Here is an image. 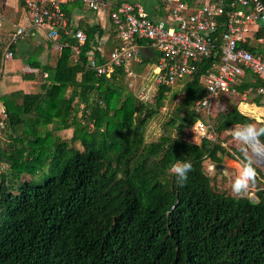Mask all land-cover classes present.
I'll return each instance as SVG.
<instances>
[{"label":"trees","instance_id":"trees-1","mask_svg":"<svg viewBox=\"0 0 264 264\" xmlns=\"http://www.w3.org/2000/svg\"><path fill=\"white\" fill-rule=\"evenodd\" d=\"M221 20L214 36L218 46L226 29ZM102 34L88 29L77 62L76 41L66 38L56 65L43 69L48 76L41 92L2 97L0 141L2 135L9 140L0 142V166L9 171L0 172V264H264V174L254 165L258 201L217 192L204 163L220 165L230 153L217 142L194 144L182 137L199 117L193 107L205 94L201 78L217 73L220 58L205 59L187 81L169 122L179 135L164 128L148 143L146 127L171 88L158 85L152 105L125 88L124 68L98 75L89 60L92 53L95 66L107 62L95 50ZM138 44L147 47L146 41ZM147 54L141 66L160 58L155 50ZM252 80L247 72L239 90ZM212 122L218 136L256 123L236 108ZM70 130V139L63 137ZM236 155L242 159L239 150ZM177 161L192 164L183 187L170 172ZM46 167L52 175L44 183L27 179Z\"/></svg>","mask_w":264,"mask_h":264},{"label":"built area","instance_id":"built-area-1","mask_svg":"<svg viewBox=\"0 0 264 264\" xmlns=\"http://www.w3.org/2000/svg\"><path fill=\"white\" fill-rule=\"evenodd\" d=\"M68 0H23L32 25L42 30L53 43L57 51L68 46L61 41V31L68 27L67 17L62 4ZM90 10L100 13L108 12L118 33L121 48L114 50L107 62L95 66L91 53L90 66L98 75L110 77L115 68H124L129 76H137L130 70L129 64L142 65L144 58L141 52L144 47L138 41H146L147 47L156 49L160 58L153 68L158 85L172 88L179 82L190 80L200 70L205 59L220 58L217 73L205 79V94L197 101L194 112L198 117L187 133L200 140L216 142L217 132L211 121L212 109L223 94H239L234 84L251 70L261 81H264V56L252 53L246 45L261 29H264V5L260 0H205L201 7L192 8L184 0H162L169 20L153 21L140 4L123 3L116 5L108 0H81ZM227 6L231 13L227 12ZM225 18V32L221 45L214 39L219 24ZM2 18L0 16V25ZM19 29L15 35L22 34ZM76 44L72 47L75 61L79 60L87 35L82 30L74 33ZM100 51V48H96ZM13 56L9 51L8 59ZM47 78L48 74L44 75ZM249 89L246 93H250ZM259 91L262 93L263 88ZM4 114V112H3ZM2 114V115H3ZM6 117V115H3ZM90 116L87 111L86 118ZM82 123L87 122L82 115ZM94 129V122H89ZM193 138L187 139L189 142ZM194 140V139H193Z\"/></svg>","mask_w":264,"mask_h":264},{"label":"crops","instance_id":"crops-1","mask_svg":"<svg viewBox=\"0 0 264 264\" xmlns=\"http://www.w3.org/2000/svg\"><path fill=\"white\" fill-rule=\"evenodd\" d=\"M108 1L116 5H121L126 2L140 4L153 21L169 20L162 0ZM193 1L194 0L190 2L192 8L201 7L204 4L201 0ZM62 9L68 21L67 29L61 31L62 42L66 38L74 39V33L77 30H82L87 35L88 29L99 28L103 34L100 38L97 37L96 48H100V51L106 59H108L107 56L109 53L116 50L118 46L121 47L119 39L114 36L116 30L108 12L96 13L88 9L81 0H68L62 4ZM0 16L2 18V24L0 25V117L4 118L3 115L6 114L3 102L1 101L2 97L20 91L25 94H37L41 92V86L45 82L42 79H45L44 75L47 74L43 69L46 66L53 67L56 65L60 51L55 49L53 43L42 30L32 25L31 19L23 4V0H0ZM19 29H23V33L14 38ZM263 30L264 29H261L259 32ZM259 32L249 40L246 47L250 51L251 48H254L257 50L254 54L264 56V37H257ZM113 37H115V39ZM96 48L95 50H97ZM143 50L146 51V59L151 57L147 54L149 50H155V53H157L158 56L160 55L153 47H145ZM9 51L13 54L11 59L6 57ZM158 61L159 59L156 62ZM156 62L154 65L157 64ZM247 72H251L253 75L252 85L248 89L240 91L239 87L245 80ZM207 77L201 78V85L204 91L205 79ZM187 81L188 80L185 82L187 83ZM258 81L264 82L258 79L251 70L247 69L245 76L239 78L234 84L239 94L227 93L221 95L215 107L212 109L211 115L213 117L211 118L214 119L220 113L228 112L236 108L242 115L255 120L257 125L260 123L264 124V91L262 93L259 91L260 88L264 89V87H256L255 85ZM249 89H252V91L246 93ZM240 94L242 96L237 106L225 110L221 103V97L238 96ZM194 139H196L195 144L202 141L195 136Z\"/></svg>","mask_w":264,"mask_h":264},{"label":"rangeland","instance_id":"rangeland-1","mask_svg":"<svg viewBox=\"0 0 264 264\" xmlns=\"http://www.w3.org/2000/svg\"><path fill=\"white\" fill-rule=\"evenodd\" d=\"M187 4L191 5L192 0H184ZM196 1V0H194ZM193 1V2H194ZM200 2V1H199ZM111 53L108 54L107 57H109ZM131 67L130 70H133L134 73L137 74V76H129L126 74L123 85L125 88L135 95L139 100L143 101L144 103L152 104L154 105V96L157 92V89L159 88L158 84L156 83V78L153 73L154 64L150 63L145 66H137L134 62L129 64ZM153 73V74H152ZM46 80V79H42ZM186 92V82H179L175 86L171 88V91L168 93L164 107L160 109L159 113L155 116L153 120L149 122V124L146 127L145 130V139L146 142L151 143L157 141L160 136L162 135V130L164 128H167L169 130H173V133L175 136H178L177 130L175 127H172L169 122L172 119L176 118V109L178 104L182 101L184 95ZM241 94L238 96H223L221 97V103L224 106V109H231L235 106H237L238 102L241 100ZM257 125V123H256ZM258 127V125H257ZM233 128V127H232ZM187 129H184L183 136L186 140L193 138L194 136H191L187 133ZM72 131H67L63 134V137L69 138ZM1 143L6 144L9 140V137L6 135H2ZM70 139V138H69ZM192 141H195L194 139ZM218 144H221L225 149L226 153H230L231 155H234V157L229 156L230 154H223V160L220 165L223 166V169H217L216 167L219 164H215L211 162L210 160H207L204 163V169L206 174L212 179V185L214 186L215 191L220 193H229L232 196L236 197H247L250 198L253 201H258L257 199V188L255 185H251L249 189L246 192H243L241 194H236L232 190V184L236 178V176L239 173L240 169V162L241 160L236 155V151H240V146L233 140V138L230 136L229 133L224 132L223 134H220L216 140ZM77 148L83 149L82 146L77 143ZM258 167L262 173L264 174V166H260L259 164L255 165ZM9 170H6L4 166H0V172L8 173ZM52 175V172L49 170V167H46L43 171L38 173L36 176H33L31 178H27L32 180L33 182L37 184H42ZM261 187L264 189L263 185Z\"/></svg>","mask_w":264,"mask_h":264},{"label":"clouds","instance_id":"clouds-1","mask_svg":"<svg viewBox=\"0 0 264 264\" xmlns=\"http://www.w3.org/2000/svg\"><path fill=\"white\" fill-rule=\"evenodd\" d=\"M226 131L240 146L242 159L239 173L232 184V190L236 194H241L255 183L257 172L254 165L264 162V142L260 140V137L264 136V127L247 123L234 126ZM191 170L192 164L190 161L183 163L177 161L170 168V172L176 175L177 184L180 187L185 185L188 173Z\"/></svg>","mask_w":264,"mask_h":264},{"label":"water","instance_id":"water-1","mask_svg":"<svg viewBox=\"0 0 264 264\" xmlns=\"http://www.w3.org/2000/svg\"><path fill=\"white\" fill-rule=\"evenodd\" d=\"M141 56L144 58V59H146V51L145 50H142V52H141ZM259 165L260 166H264V163H259ZM217 169H223V166L222 165H218L217 167H216Z\"/></svg>","mask_w":264,"mask_h":264},{"label":"bare ground","instance_id":"bare-ground-1","mask_svg":"<svg viewBox=\"0 0 264 264\" xmlns=\"http://www.w3.org/2000/svg\"><path fill=\"white\" fill-rule=\"evenodd\" d=\"M262 163H264V162H262Z\"/></svg>","mask_w":264,"mask_h":264}]
</instances>
